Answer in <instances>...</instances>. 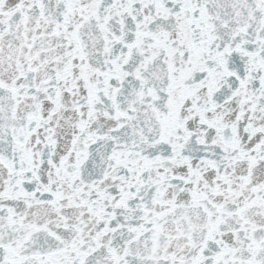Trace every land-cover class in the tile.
I'll return each instance as SVG.
<instances>
[{"label":"snow or ice","instance_id":"6c2138e0","mask_svg":"<svg viewBox=\"0 0 264 264\" xmlns=\"http://www.w3.org/2000/svg\"><path fill=\"white\" fill-rule=\"evenodd\" d=\"M0 264H264V0H0Z\"/></svg>","mask_w":264,"mask_h":264}]
</instances>
